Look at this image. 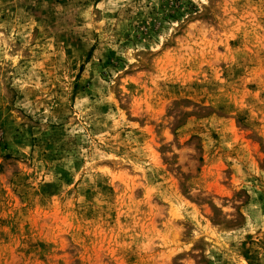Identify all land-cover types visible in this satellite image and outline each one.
I'll use <instances>...</instances> for the list:
<instances>
[{
  "label": "rangeland",
  "instance_id": "obj_1",
  "mask_svg": "<svg viewBox=\"0 0 264 264\" xmlns=\"http://www.w3.org/2000/svg\"><path fill=\"white\" fill-rule=\"evenodd\" d=\"M0 264H264V0H0Z\"/></svg>",
  "mask_w": 264,
  "mask_h": 264
}]
</instances>
